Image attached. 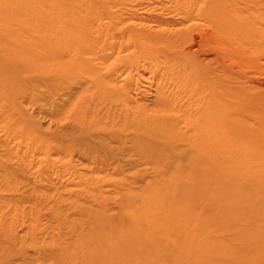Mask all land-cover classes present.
I'll return each mask as SVG.
<instances>
[{
	"label": "rangeland",
	"instance_id": "rangeland-1",
	"mask_svg": "<svg viewBox=\"0 0 264 264\" xmlns=\"http://www.w3.org/2000/svg\"><path fill=\"white\" fill-rule=\"evenodd\" d=\"M59 1L64 23L76 27L79 34L83 32L78 34L70 58L89 65L94 70L93 77L98 74L99 80L110 87L107 94L112 101L90 99V89L84 94L93 79L81 77L79 72L57 82L41 78L35 83L29 79L27 85L20 86V91L2 68V264H77L79 258L73 255L77 248L79 255L82 252L73 238L86 234L89 225L100 222L114 230L122 227L128 217L139 221L135 209L134 215L125 213L133 205L143 204L146 190H151L147 194L157 203L153 206H157V217L162 215L164 222L167 219L175 226L171 228V237L166 238V224L148 223L143 232L152 233L159 240L149 237L143 259L132 257L136 264L152 262V251L159 247L164 248L163 264H173L171 258L165 260V253L175 250L174 243L177 251L183 247L188 252V257H180L177 264H207L197 254L198 250H208L204 247L211 241L214 227L226 224L244 234L258 233L248 227L252 224L264 231V220L252 221L253 213L261 212L257 199L247 197L251 206L239 207L246 193H233V187L227 198L219 202L222 210H217L220 214L209 228L208 220L206 230L195 220L181 225L172 208L178 180L169 182L171 194L167 187L163 189L166 183L159 184L157 171H164L165 166L157 170L151 161L140 159L136 154L137 141L124 127L127 123L124 117L134 114L146 116L154 126L172 123L179 132L187 119L202 120L206 102L192 95L190 87L177 78L171 60L179 67L186 64L195 68L212 87L215 97L218 95L219 103L230 99L236 118L240 116L239 109L253 113L254 124L264 133V37L238 39L185 34L186 25L179 23L174 12L175 0ZM40 3L44 9L53 7L49 0H0V40L9 48L16 43L19 49H31L30 41L24 37L33 35L34 28L27 22L34 18L33 13H38L35 7ZM13 9L29 12L16 17ZM74 13L78 22L71 20ZM53 32L63 34L61 28H54ZM42 71L29 76L38 79ZM98 122L103 133L96 131ZM88 123L90 126L85 127ZM183 146L176 143L175 150L182 151ZM88 147L97 150L91 152ZM173 152L160 147L152 154L172 161ZM263 186L264 179L260 187ZM187 208L190 212L205 209L192 202ZM228 241L227 237L219 239V244H212L213 250ZM233 254L234 251H220L221 256L230 257L226 258L230 264L236 258ZM257 254L264 260V241ZM238 261L237 264H242V260Z\"/></svg>",
	"mask_w": 264,
	"mask_h": 264
},
{
	"label": "bare ground",
	"instance_id": "bare-ground-1",
	"mask_svg": "<svg viewBox=\"0 0 264 264\" xmlns=\"http://www.w3.org/2000/svg\"><path fill=\"white\" fill-rule=\"evenodd\" d=\"M49 1H52L53 7L44 9L40 3L35 7L38 13H33L34 18L27 22L34 28L31 32L32 36L24 37L30 41L31 49H19L16 43L9 48L5 41L0 40V71L4 68L12 84L19 86L20 91V86L27 85L29 79H33L35 83L42 79L57 82L67 80L79 72L81 77L87 75L93 79L88 88L83 90L84 94H88L87 89H90L89 93H92L90 99L97 98V102L98 100L112 101L109 98L110 94H107L110 87L99 80L98 74L97 77H93L94 70L89 65H84L85 63L77 61L76 58H70L76 38L83 32L79 34L76 27L67 26L64 23L60 15L62 6L59 0ZM174 5V12L179 23L186 25L183 30L185 34H195L198 37L204 33L238 39L251 36L264 37V0H175ZM71 9L74 10V7ZM4 12L5 10L2 14ZM12 12L16 17L25 16L29 9H13ZM71 20L78 22L75 13ZM54 28H61L63 34H55ZM66 43H69L67 47L64 46ZM169 63L172 71H176L177 78L193 91L192 95L201 97L200 99L206 102L203 112L201 111L202 120L192 122L187 119L185 126L179 132L172 123L154 126L146 116L134 114L124 117L127 121L124 127L137 141L135 145L139 150L136 154L140 159L151 161L157 170L158 167L165 166L164 171L161 172L160 169L157 171L159 184L166 183L162 186L163 189L167 187V192L171 194L172 184L170 185L169 182L171 179L178 180V188L175 189L177 194L172 197L174 218L176 217L181 225L195 220L202 223L206 230L207 220L209 228L220 214L217 210H222L223 205H219V202L227 198L229 189L233 187V193H246L244 199L241 198L238 203L239 207L251 206L248 205L247 197L257 199V205L260 204L261 212L253 213L252 221L264 220L262 219L264 218V186L260 187L264 179V133L254 124L256 120L254 114L249 110L239 109L240 116L236 118L235 106L229 102L230 99L226 98L219 103L218 95L215 97L212 87L196 72L195 68L186 64L179 67L178 63L171 60ZM38 70H43L38 79L29 76ZM104 94L108 96L103 98ZM84 125L87 127L90 123ZM95 128L96 131H103L100 122L96 123ZM180 142L184 145V150L176 151L175 145ZM160 147L175 151L171 155L172 161L170 158H157L152 154ZM87 149L91 151L90 147ZM147 193L151 194V190L144 191L142 200L144 202L141 206L133 205L125 213V215L127 213L134 215L136 212L139 221L128 217L122 227L114 228V230L100 222L92 227L89 225L86 234L81 233L73 238L82 252L79 255V248H77V253L72 254L79 258L77 264H136L132 257L136 256L139 259L141 256L143 259L148 251L149 237L151 236L152 240H159L152 233L143 232L148 223L160 225L163 222L168 226L165 228L164 237H171V228L175 224L167 219L164 222L162 215L157 217V206L153 207L157 203L154 197L151 198ZM145 196L146 200L150 199L149 202H146ZM190 202L205 209H194L190 212L187 208ZM249 226L256 229L258 233L244 234L239 229H230L226 224L214 227L211 241L207 239L209 242L204 247H208V250H198L197 255L208 262L207 264H230L226 259L230 257L225 258L220 255V251L225 249L230 253L234 251L233 255H236L232 264H237L239 259L242 260V264H263L264 260L257 253L261 250L264 241V231H261L259 227H253L252 224ZM224 237H227L229 241L221 243L219 246L222 248L213 250L212 244H216ZM170 240L173 239L170 238ZM195 244L192 243V245ZM174 247V251L171 249L165 253V260L168 261L171 258L173 264H177L176 261L180 257H185L188 252L185 251L186 248L183 250V247L182 250L177 251L176 243ZM163 251L162 247L154 249L152 262L137 264H163L161 259ZM0 262L2 264L1 260Z\"/></svg>",
	"mask_w": 264,
	"mask_h": 264
}]
</instances>
